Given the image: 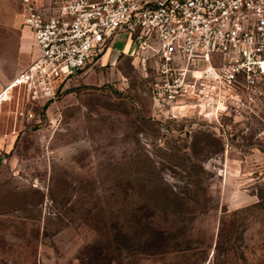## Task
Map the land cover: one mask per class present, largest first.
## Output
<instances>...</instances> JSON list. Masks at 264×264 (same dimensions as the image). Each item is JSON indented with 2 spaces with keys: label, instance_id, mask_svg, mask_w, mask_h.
<instances>
[{
  "label": "rangeland",
  "instance_id": "1",
  "mask_svg": "<svg viewBox=\"0 0 264 264\" xmlns=\"http://www.w3.org/2000/svg\"><path fill=\"white\" fill-rule=\"evenodd\" d=\"M26 11L0 0L6 80L31 59ZM130 48L119 35L37 121L18 90L1 106L0 264H264V80L161 105Z\"/></svg>",
  "mask_w": 264,
  "mask_h": 264
},
{
  "label": "built area",
  "instance_id": "2",
  "mask_svg": "<svg viewBox=\"0 0 264 264\" xmlns=\"http://www.w3.org/2000/svg\"><path fill=\"white\" fill-rule=\"evenodd\" d=\"M24 2L36 56L3 85L0 108L18 90V113L29 122L121 34L131 42L127 55L154 63L161 105L222 97L264 80V0H59L51 10Z\"/></svg>",
  "mask_w": 264,
  "mask_h": 264
},
{
  "label": "crops",
  "instance_id": "3",
  "mask_svg": "<svg viewBox=\"0 0 264 264\" xmlns=\"http://www.w3.org/2000/svg\"><path fill=\"white\" fill-rule=\"evenodd\" d=\"M24 27H26V28L29 30V32H30V36H31V52H30V57H31V59L29 60V62H28L25 66L21 67V68L15 73V75H16L19 71H21L23 68H25V67L31 62V60L36 56V48H35V46H34V37H33L32 31H31V29H30L28 26H24ZM25 36H26V35H25ZM21 49H22V52H23V53H24L25 50L28 49V46H27V44L25 43V41H22V42H21ZM126 51H127V50H126ZM126 51H125V52H126ZM107 52H108V53H107V58H109L110 56L113 55V52L111 51V48H110ZM122 53H124V52H122ZM124 54H126V53H124ZM15 75H14V76H15ZM14 76H13L12 78H14ZM12 78L6 80V79L4 78V76L0 73V90L2 89L3 85L6 84L7 82H9ZM0 132H1V127H0ZM5 143H6L5 138H4L3 135L0 133V162L3 160V159H2V150L5 148Z\"/></svg>",
  "mask_w": 264,
  "mask_h": 264
}]
</instances>
